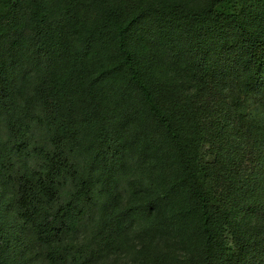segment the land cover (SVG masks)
<instances>
[{
    "label": "trees",
    "instance_id": "1",
    "mask_svg": "<svg viewBox=\"0 0 264 264\" xmlns=\"http://www.w3.org/2000/svg\"><path fill=\"white\" fill-rule=\"evenodd\" d=\"M0 186V264H264V0H0Z\"/></svg>",
    "mask_w": 264,
    "mask_h": 264
},
{
    "label": "rangeland",
    "instance_id": "2",
    "mask_svg": "<svg viewBox=\"0 0 264 264\" xmlns=\"http://www.w3.org/2000/svg\"><path fill=\"white\" fill-rule=\"evenodd\" d=\"M250 155L249 154H247L246 156H245V160H244V166H249L250 167ZM258 169V168H257ZM259 170V169H258ZM0 189H1V186H0ZM1 191V190H0ZM17 243L15 244V246H11L10 247V252L12 253V254H14L16 251H17ZM110 259H112V257L110 258ZM117 264H124V262L123 261H121V262H119V263H117Z\"/></svg>",
    "mask_w": 264,
    "mask_h": 264
}]
</instances>
